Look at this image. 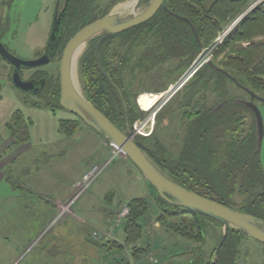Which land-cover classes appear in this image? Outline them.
Returning <instances> with one entry per match:
<instances>
[{
    "label": "trees",
    "instance_id": "1",
    "mask_svg": "<svg viewBox=\"0 0 264 264\" xmlns=\"http://www.w3.org/2000/svg\"><path fill=\"white\" fill-rule=\"evenodd\" d=\"M95 1H71L69 9L73 19L71 27L74 30L80 25L85 26L99 18ZM121 1L124 0L113 2L109 10ZM253 1L165 0V5L171 12L188 19L193 24L200 43L196 40L188 23L160 10L147 23L103 43L99 60L108 77L100 70L95 57L99 39L92 41L78 63L79 75L85 85L84 96L117 128L120 130L131 128L141 114L133 108L130 101L129 93L136 82L132 76L138 70H144L145 75L150 74L175 59L178 60L181 76L186 72L182 76L184 77L202 52L212 47L229 21L238 16ZM262 6V8L257 7L239 23L237 27L239 31L231 38H229L230 34L222 45L216 47L211 61L220 70L214 69L207 63L183 86V88H189L191 92L181 103L182 106L180 105L185 108V116L187 114L189 121L186 135L182 140L180 157L174 158L156 139L155 134L151 136V139L157 140L154 144L155 150L147 144L150 139L139 138L137 141L146 146V153L153 162L184 188L226 207L264 220V195L261 194L264 189V174L260 154L256 152L258 143L255 125L245 135V117L242 114L246 109L243 105L234 103L228 89L232 84L247 94L238 86L240 85L264 98V3ZM108 13L109 11H106L101 17ZM116 40H119V45L118 49H115L117 51L115 54L126 48V51L119 55L117 64L114 63L113 49ZM144 46H147L145 52L138 55L140 47ZM135 58H139V61L131 64L130 62ZM226 73L235 78L238 85ZM125 75L131 76L129 81L131 83L127 82ZM108 78L115 86L109 82ZM209 93L215 94L221 101H215V106L208 108L199 105L200 101L193 103L197 97L205 100ZM55 94L56 101L51 100L53 106L49 104V98H47L45 108L62 109L59 105L60 88L56 89ZM225 101L229 103L222 109L215 110ZM31 105L40 107L39 103H31ZM80 123H82L80 120L61 121V134L73 136L79 130ZM27 124L23 114L18 111L6 125L10 136L18 145L30 139ZM165 154L169 155L168 159L162 158ZM240 170L244 172L241 176L238 172ZM236 172L238 173L235 175ZM239 179L243 181L240 194L245 195L247 199L245 206L238 210L231 203L236 187L235 182ZM7 182L12 184L9 180ZM107 199L109 200V197ZM155 203L156 217L150 215L152 203L145 198L134 199L126 205L129 208V214L122 220L123 243L98 240L93 235L89 242L100 249L106 248L108 252L115 253L110 259V264H133L132 259L137 261L145 253H149L151 244L144 247H137V244L144 239L149 216H151L156 218L152 219L154 223H159L161 227L181 237L185 242L198 245L194 252L186 251L188 249L186 246L187 249L183 248L182 252L174 255L173 258L187 260L188 264H212L216 259V249L223 236V225L201 214L171 205L159 195ZM203 218L213 222L221 231L217 247L212 251L209 259L203 253L207 241ZM243 236L244 234L238 231L229 230L216 264H238L239 247ZM130 247L133 249L131 258ZM155 256L160 257L156 253ZM156 257L159 264V257Z\"/></svg>",
    "mask_w": 264,
    "mask_h": 264
},
{
    "label": "rangeland",
    "instance_id": "2",
    "mask_svg": "<svg viewBox=\"0 0 264 264\" xmlns=\"http://www.w3.org/2000/svg\"><path fill=\"white\" fill-rule=\"evenodd\" d=\"M115 1L117 0H96V4L100 2V8L97 9L99 14L97 13V16H102L106 11L130 12L133 9L132 4L136 2V0H124L117 3L109 10ZM7 3L10 5L8 8ZM263 3L264 0H254L247 8L239 13L238 16L232 18L225 28L227 29L230 27L237 19L239 25V23L250 15V12L257 8L258 5V7L262 8ZM51 8L50 0L49 2L45 0H11V2L10 0H0L2 18L5 22L4 32L2 31L3 42L17 58L22 60H34L42 53L44 50V43L49 36V30L52 24L53 9ZM238 25H235L236 27L229 38L239 31V28H237ZM222 34L216 40L218 41L216 47L224 43L225 39H220ZM118 43L119 40H116L113 44L114 54L117 52L115 49H118ZM216 47L213 53L216 51ZM146 48L147 46L140 47L138 55L142 52L144 53ZM124 51H126V48L115 54V64L118 63L119 55L121 53L123 54ZM139 58L133 59L132 62L129 60V62L134 64L139 61ZM209 58L205 60L201 66L204 65ZM128 59L130 58L128 57ZM177 61L178 60L174 59L172 62L170 61L168 64L161 66L147 75H145L146 73L144 70H138L132 76L136 79V82L134 83L133 89L131 88L132 92L130 91V93L132 94L129 93L133 108L141 112L133 125L138 121L144 122L147 118H150V123L147 124L149 127L148 131L150 132V126H152V130L154 131L152 136L155 134L156 139L174 158H179L181 155L182 140H184L186 135V127L189 122L187 114L185 116V108L181 107V103L191 92L189 88L184 87L177 93L190 79L189 77L184 83H181L183 80L181 77L186 72L181 76ZM35 71H43L42 74L49 72L48 74L51 81L49 85V104L53 106L51 100L54 102L56 101L57 96L55 90L56 88H60V62L56 64L52 63L49 66L46 65L37 69H24L22 70V77L26 80L30 78ZM12 73V66L0 60V116L3 113H10L14 110L13 108L17 100L21 103V109L24 111H22V113L25 118L29 113L27 111L30 107L29 104L39 103L41 108H45L48 102L47 98L38 95L33 96L16 89L11 78ZM125 76L127 82L131 83L129 82L131 76ZM76 78L77 85L83 92L85 85L80 78L79 71L76 73ZM177 82L179 83L172 92L168 94ZM228 89L229 96L234 100V103L238 104L236 102L237 100L249 101L250 98L241 89H237L232 84L229 85ZM173 95H175V97L155 113L153 118V113ZM162 100L163 102L161 103ZM196 101H200L198 104L204 105L203 108H208L213 105L215 106V103L221 101V99L216 97L215 94L209 93L205 100H200V98L197 97L193 103H196ZM257 106L264 120V104L257 102ZM217 107L215 110H217ZM6 115L4 114L0 117L2 122H4ZM242 115L245 117L244 131L245 135H247L255 125L254 119L247 111H244ZM44 118L45 117L31 116L32 121H27L29 132L32 133L33 138H48L49 140L59 138L60 136H58L55 131L58 119L66 118L78 121L77 117L62 109H49V127H47L49 130L48 133L44 134L42 133V129H44L46 123H48V120H43ZM80 125L82 131L79 134L80 136H78L79 139H81L79 142L68 147L63 146L65 142H56L45 149L41 146L37 147L36 151L43 152V154L39 159L38 166L34 168L31 176L33 180H39L37 182L40 184L31 182V187H29L30 184L28 185V182L26 183L24 179L22 183L25 186L19 184L18 186L14 183L9 184L6 182L0 186V264H110L109 261L115 253L111 252L112 255H114L110 256V252L103 251L89 242V239L92 238L95 232L99 233V235H101L102 232L94 221H89L91 216L87 214L89 210L94 209L95 206L107 207L105 203H102V200L107 198V194L110 191H112L115 201L109 207L118 208L115 212H112V214L114 213V221L111 227L104 231L106 238L101 240L109 241L117 238L116 234L119 233L117 230H121L122 224L120 223L116 226V222L119 220V214L122 209L125 207L128 208V206L124 205V203L120 204L117 200L121 199L129 202L134 198H145L152 203L150 215L152 214L153 217H156L155 211L157 208L155 206V201L158 199V193L147 182L140 170L130 159L125 158L123 154L115 156V148H109V144L96 131L83 124V122L80 123ZM63 137L68 138L69 136L63 135L62 138ZM148 139H150L147 143L148 146L155 150L154 144L157 140L155 138L151 139V137ZM49 149L54 151L50 156ZM260 154L262 161L261 166L264 174V139ZM105 156L107 161L102 162ZM168 156L169 155L165 154L161 157L163 159H168ZM104 163H109V166L104 170L105 172H103L97 181L89 187V190L84 191L82 185L84 168ZM238 172L241 173L239 174L240 176L244 174L241 170ZM238 172H236L235 175ZM245 173H247V171ZM44 176H46L45 182L42 183L41 179ZM80 179L79 196L83 195V197L79 201L77 200L78 202H76L74 207L69 205V208L68 206L66 208V204H64L62 208H58V201L61 200L63 194L73 190L72 187ZM241 183L243 184L241 179L235 182L236 187L232 194L231 205L238 210L245 206V201L247 199L245 195L240 194L242 191L240 188ZM111 198L112 196H109V199ZM63 207L68 211L73 208V214L64 218L65 210L63 211ZM149 218L146 228L147 233L144 239L137 244V247H144L147 244H151L152 247H149V253H145L144 256L137 261L132 259L131 262L133 264H140V261H143L142 259L146 261L150 260L152 259V255L155 256L156 253L163 258L155 256L159 259V264H188L187 260L173 258V256L181 253L186 246L188 248H186V251L194 252L198 245L188 241L185 242L181 237L161 227L159 223H154L153 220L156 218H151V216H149ZM203 219L207 240L203 253L209 259L210 254L217 247L221 231L213 222L205 218ZM96 238L100 240V238ZM131 249L132 247H130L129 250L130 253H132L130 258L133 257V249L132 252ZM126 252H128V250H126ZM238 264H264V247L261 243L244 235L239 247Z\"/></svg>",
    "mask_w": 264,
    "mask_h": 264
},
{
    "label": "water",
    "instance_id": "3",
    "mask_svg": "<svg viewBox=\"0 0 264 264\" xmlns=\"http://www.w3.org/2000/svg\"><path fill=\"white\" fill-rule=\"evenodd\" d=\"M134 4L132 5L133 9L130 12L122 13L110 11L103 18L82 28L69 41L63 52L60 66V107L62 110L77 117L85 125L96 131L110 146H115L119 153L130 159L143 174L147 182L156 190L161 199L171 205L181 207L196 214H201L223 225V236L216 249V259L212 264H216L219 253L226 241L228 232L231 229L264 245L263 219L231 209L213 200L204 198L176 183L147 155L146 146L130 135L129 127L126 130H120L117 128L101 111L87 100L83 92L79 89L76 78L79 59L92 41L99 39L96 45L95 57L100 70L107 76L99 60V53L103 43L121 33L147 23L160 10L188 23L193 30L196 40L200 43L199 35L193 24H191L188 19L171 12L166 7L165 0H136ZM83 45H86L85 50L79 56L77 61H74L76 52ZM0 57L13 67L12 81L14 87L21 92L37 96L40 92L39 89H37V86H39L40 83L37 84L35 81L24 80L22 78V70L37 69L49 64L50 58L47 53L38 59L22 60L7 51L3 44L0 43ZM208 64L214 69L220 70L214 66L211 60L208 61ZM226 75L237 84L235 78L228 73H226ZM108 80L113 86H115L110 78H108ZM238 86L244 89L250 97L249 101L237 100L236 102L245 106L255 116L258 143L257 150L259 151L264 139V120L263 115L257 106V102L264 104V98L243 86ZM228 103L229 101L221 103L218 105L217 110L223 108Z\"/></svg>",
    "mask_w": 264,
    "mask_h": 264
},
{
    "label": "crops",
    "instance_id": "4",
    "mask_svg": "<svg viewBox=\"0 0 264 264\" xmlns=\"http://www.w3.org/2000/svg\"><path fill=\"white\" fill-rule=\"evenodd\" d=\"M160 91H162V90H160ZM162 102H163V100L161 101V103ZM167 102L168 101H166L159 108V110L162 109L163 106L166 105ZM161 103H160V105H161ZM29 106L30 107L27 109V111L29 113L26 115V118L24 117L25 120L26 121H30V120L32 121L31 116L45 117L43 120H48V123H46V127H44V129H42V133H44V134L48 133L49 129L47 127H49V109L48 108H40V107L36 108V107H33L31 104H29ZM21 107L22 106H21L20 101L17 100L16 105L13 108L14 110H12L10 113L6 112V113L1 114V116L4 114L5 115L7 114V115L4 118V122H2L0 120V129H1L0 132H2V133H0V135H1L0 139L2 140V144L0 145V186L4 182L9 183V182H7V180H9L10 182H12L16 185L19 184V185L25 186L22 183V181L24 179H25L24 181L26 183L28 182V185L30 184L29 187H31L32 183L40 184L37 182L39 180H36V179L33 180L32 176H31L32 172L34 171V168H36V166H38L39 161H40L39 159H40L41 155L43 154V152H40V151L37 152L36 151L37 147L41 146L45 149L48 146L55 144L56 142H65V143H63V146L68 147L72 144H75L76 142H79V140H81L78 137V136H80L79 134L82 131L81 125L79 127V130L75 133L74 136L68 137V138L67 137L62 138L63 134L61 136L60 122L63 120H70V119H66V118L61 119L60 118V119H58L57 125L55 127V131H56L57 135L60 136L59 138L51 139V140H49L48 138H33L32 133H30L29 141L18 145L16 143V141L10 136V134L6 128V125L11 121L12 117L14 116V114L16 112L19 111L22 113L23 110L21 109ZM23 116H24V114H23ZM109 148H110V146H109ZM61 151H63V150H61ZM52 153H54V151L52 149H49V156L52 155ZM115 156H118L117 151L115 152ZM103 161H107L106 156H105V158H103L102 162ZM89 167L90 166L84 168L82 177H83L84 173L88 170ZM45 177L46 176H44L41 179L42 183L45 182ZM80 181H81V179L76 184H74V186L72 187L73 190H70V191L66 192L65 194H63L61 200L58 201V203H59L58 208L59 207L62 208V206L64 204H66V208H67V206L69 208V205H72V207H74L76 202H78L83 197V195L79 196ZM112 194H113L112 191H110L107 194V198L109 197V195H112ZM107 198H105V199H107ZM105 199L102 200L103 201L102 203H105L107 205V207L106 206H104V207L95 206L94 209L89 210V213L86 212L87 214H90V216H91V218L89 217L90 218L89 221H94L95 224L97 225V227H99L101 232H103V233H104V231H106L108 228L111 227V224L114 221L113 220L114 219V213L112 214V212H115V210L118 208V207L117 208L109 207L115 201V198H113V196L109 200L108 199L105 200ZM134 199H137V198H134ZM134 199H131L130 201H132ZM117 201L120 204L124 203V205H126L130 202V201L126 202V201L121 200V199L117 200ZM60 203H62V204H60ZM121 206H123V205H121ZM64 210L65 209L63 207V211ZM72 210H73V208H71L70 211L65 210L64 211V218L66 216L68 217L71 214H73ZM108 210L111 212H109ZM108 213H110V214H108ZM117 231L119 233H117ZM117 231H116L117 238H114L111 240L119 241V243L123 242L122 241V240H124L123 232L121 230L120 231L117 230ZM101 250L106 251V252L108 251V249H106V248H103ZM109 255L112 256V253L110 252ZM152 257H154V256L152 255ZM142 260L143 261H140V264H150L151 259L147 260V261L144 259H142ZM109 263H110V261H109Z\"/></svg>",
    "mask_w": 264,
    "mask_h": 264
},
{
    "label": "flooded vegetation",
    "instance_id": "5",
    "mask_svg": "<svg viewBox=\"0 0 264 264\" xmlns=\"http://www.w3.org/2000/svg\"><path fill=\"white\" fill-rule=\"evenodd\" d=\"M45 1L49 2V0H45ZM50 1H51V7H52L51 9H53L52 10V24H51V28L49 30V36L44 43V50L42 51V53L39 54L37 59L41 58L42 56H44L47 53L48 57L50 58V63L47 64L48 66L51 65L52 63L56 64L57 62H60V66H61L63 52H64L67 44L75 36V34L77 32H79L82 28H84L85 26L103 18L104 16L103 17L100 16L98 19H96L93 22L91 21L90 23H88L85 26L80 25L76 30H74L71 27V22H73V19L70 16V9H69L70 3L73 0H50ZM10 2H11V0H10ZM8 3H7V8L10 7V5ZM96 6H97V8H100V2H99V4L97 3ZM4 24H5V22L3 21V18H2V10L0 9V43H2L3 46L7 49V51L10 52L8 46L3 42L4 39L2 36V31L4 32ZM0 60L3 62H6L1 57H0ZM6 63H8V62H6ZM42 72H36L35 71V73L30 78H28L26 80L27 81H35V82H37V84L40 83V85L37 86L38 87L37 89H39V91H40L38 96H43L44 98H49V85L51 84L49 74H48L49 72H46L47 74L46 73L42 74ZM243 107H244V109H246V111L250 115H252V117L254 119V124H255L254 114L249 109H247L245 106H243ZM255 132H256V127H255ZM256 135H257V133H256ZM257 147H258V144H257ZM256 152H258L260 154L261 149L258 151L256 148ZM260 160H261V154H260ZM261 163H262V161H261ZM263 193H264V189L261 191V194H263Z\"/></svg>",
    "mask_w": 264,
    "mask_h": 264
},
{
    "label": "built area",
    "instance_id": "6",
    "mask_svg": "<svg viewBox=\"0 0 264 264\" xmlns=\"http://www.w3.org/2000/svg\"><path fill=\"white\" fill-rule=\"evenodd\" d=\"M148 119L147 118L144 122L142 121H138L136 122L132 129L130 130V134L133 138H149L153 131L149 132V127L147 126L148 123ZM152 130V129H151ZM113 148L116 149L115 146H111ZM118 152V150H117ZM121 154L118 152V155ZM109 163H104V164H95L93 166H91L85 173V175L83 176L82 179V185H83V189L84 191L89 190V187L95 183L97 181V179L102 175V173L104 172V170L108 167ZM124 208V207H123ZM129 214V209L128 208H124L122 209V211L120 212V217L119 220H117V225H119L120 223L122 224V220ZM121 218V219H120ZM107 236V235H106ZM93 237H98L100 239L106 238L104 233H101V235H99V233H94ZM151 264H158V260L155 259L154 257H152L151 259Z\"/></svg>",
    "mask_w": 264,
    "mask_h": 264
},
{
    "label": "bare ground",
    "instance_id": "7",
    "mask_svg": "<svg viewBox=\"0 0 264 264\" xmlns=\"http://www.w3.org/2000/svg\"><path fill=\"white\" fill-rule=\"evenodd\" d=\"M132 5H133V4H132ZM129 7H130V6H129ZM255 9H256V8H255ZM255 9H254V10H255ZM236 24L238 25V19L234 22V24H232L230 27H228V28L225 30V32H223V34H222V36H221L220 39H221V40L226 39V38L232 33V31L235 29V27H236L235 25H236ZM217 42H218V41H216V42L212 45V47H210V48H208L207 50L203 51L204 53H202V54L199 56L200 58L197 59L198 61L196 60L197 63H196V61H195V62L193 63V65H194L195 63H196V64H195L194 66L192 65L191 69L187 72L188 74H187L186 76H184V78H183V77L181 78V79H183L181 83H184L187 79H189V77L191 78V77L193 76V74H195V73H196V72H197V71L203 66V65L201 66V64L204 63L205 60H207L209 57H210L209 60L211 59V56H212V54H213V51L215 50V47L217 46ZM85 47H86V45H83V46H82V47L76 52L75 57H74V61H77V59L79 58V56L81 55V53L83 52V50H84ZM209 60H208V61H209ZM208 61H207V62H208ZM207 62H205V64H206ZM205 64H204V65H205ZM200 66H201V67H200ZM199 67H200V68H199ZM181 79H180V81H181ZM180 81H179V82H180ZM179 82H177V84H178ZM177 84H176V85H177ZM185 84H186V83H185ZM185 84H184V85H185ZM176 85H175V86H174V87L168 92V94H170V93L172 92V90L176 87ZM184 85H183V86H184ZM182 88H183V87H182ZM182 88H181V89H182ZM181 89H180V90H181ZM180 90H179V91H180ZM179 91H178V92H179ZM178 92H177V93H178ZM177 93H176V94H177ZM176 94H175V95H176ZM175 95H173V96H172L171 98H169V100H167V101L169 102V101H170ZM160 107H161V106H160ZM157 108H158V107H157ZM157 108H156V109H157ZM158 111H159V109H157L156 112L153 113V115H152L153 118H154L155 113H157ZM155 119H156V118H155ZM149 121H150V118L148 119V123H150ZM151 122H152V121H151ZM148 123H147V124H148ZM150 127H151V128H150V131L152 132V131H153V130H151V129H152V126H150ZM116 151H117V150H116ZM117 153H118V152H117Z\"/></svg>",
    "mask_w": 264,
    "mask_h": 264
}]
</instances>
